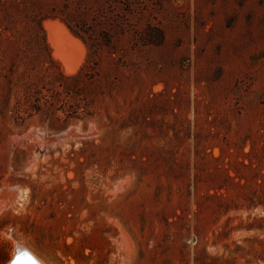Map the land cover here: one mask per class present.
Instances as JSON below:
<instances>
[{
  "label": "rangeland",
  "instance_id": "obj_1",
  "mask_svg": "<svg viewBox=\"0 0 264 264\" xmlns=\"http://www.w3.org/2000/svg\"><path fill=\"white\" fill-rule=\"evenodd\" d=\"M50 14L62 71L93 72L15 65ZM49 20L84 46L57 35L74 74ZM41 77L52 106L24 99ZM18 99L40 111L17 122ZM17 243L49 264H264V0H0V264Z\"/></svg>",
  "mask_w": 264,
  "mask_h": 264
},
{
  "label": "trees",
  "instance_id": "obj_2",
  "mask_svg": "<svg viewBox=\"0 0 264 264\" xmlns=\"http://www.w3.org/2000/svg\"><path fill=\"white\" fill-rule=\"evenodd\" d=\"M49 18H57V15H52V14L41 15V17L40 16L34 17L33 15L29 17V20L32 24L30 27L33 30L32 33L34 35L33 41H35L38 44V48L34 49L32 47L31 42H27V41L23 42L24 47L20 48L19 53L17 54V61L15 65L18 64L19 62H24V63H28V62L31 63L32 61L37 62L38 60H40V58H44V60L46 61L45 63H47L49 68L51 67L57 68L58 71L55 77L65 78L67 80H77L81 76L83 71H85V69H91V71L93 72L95 70V68H93L94 66L91 67L88 64H85L81 68L80 72L76 75L67 76L62 71L61 64L57 60H55L51 55V50L46 40V33L43 28V22ZM64 22L67 24V26L75 36L85 40L83 35L76 29V27H72L69 21L67 20H64ZM13 29L15 30V32L13 31L10 37L15 38L16 39L15 41H20V39L23 38L22 29H19L17 26H15ZM41 81H42V77L39 78L36 83H30L29 85L26 86L24 99L26 103H29L32 100V98L35 97L38 103H40L43 99L45 101V104L52 106L54 104V100L56 99V96L53 94L45 95L43 92L44 87H42ZM24 105L25 104L21 101V99H18L17 103L12 109L13 116L16 118L17 122L19 121L24 122L27 118L32 116V112H34V110L40 111L39 108H34V105L29 108H26ZM80 110L81 107L75 105V107H73L71 111H67V113L71 112L68 114L71 117L73 116L78 117V113Z\"/></svg>",
  "mask_w": 264,
  "mask_h": 264
},
{
  "label": "bare ground",
  "instance_id": "obj_3",
  "mask_svg": "<svg viewBox=\"0 0 264 264\" xmlns=\"http://www.w3.org/2000/svg\"><path fill=\"white\" fill-rule=\"evenodd\" d=\"M45 28L48 33V40L52 45L54 50L53 55L56 59H59L65 69L67 74H74L78 71L82 61L75 62L72 60L66 53L64 48V42H61L58 39V33H61L65 38V41L69 47L72 49H83L84 46L82 42L69 32V30L61 23L56 21H46ZM12 261H14L12 263ZM49 264L45 259L40 257L35 251L32 249L17 243L14 247V253L11 257V260L8 261L7 264Z\"/></svg>",
  "mask_w": 264,
  "mask_h": 264
},
{
  "label": "water",
  "instance_id": "obj_4",
  "mask_svg": "<svg viewBox=\"0 0 264 264\" xmlns=\"http://www.w3.org/2000/svg\"><path fill=\"white\" fill-rule=\"evenodd\" d=\"M13 262H14V261H12V263H13ZM12 263H11V264H12Z\"/></svg>",
  "mask_w": 264,
  "mask_h": 264
}]
</instances>
